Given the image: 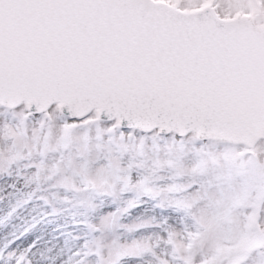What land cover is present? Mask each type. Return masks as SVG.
<instances>
[{"label":"rangeland","instance_id":"1","mask_svg":"<svg viewBox=\"0 0 264 264\" xmlns=\"http://www.w3.org/2000/svg\"><path fill=\"white\" fill-rule=\"evenodd\" d=\"M163 1L264 28V0ZM24 113L0 104V264H264V123L244 146Z\"/></svg>","mask_w":264,"mask_h":264},{"label":"water","instance_id":"2","mask_svg":"<svg viewBox=\"0 0 264 264\" xmlns=\"http://www.w3.org/2000/svg\"><path fill=\"white\" fill-rule=\"evenodd\" d=\"M0 99L122 126L251 143L264 30L150 0H0Z\"/></svg>","mask_w":264,"mask_h":264},{"label":"bare ground","instance_id":"3","mask_svg":"<svg viewBox=\"0 0 264 264\" xmlns=\"http://www.w3.org/2000/svg\"><path fill=\"white\" fill-rule=\"evenodd\" d=\"M15 221L18 223L20 221L16 220ZM41 230V228H39ZM3 234L2 232L0 233V246H1V243L3 242ZM35 244V243H34ZM37 244V252L42 249L43 252L47 255V256H52V259L55 258V260L57 261H60V263L62 262V255H63V251H56L54 250L53 248L49 247V246H44L43 243H36ZM46 249H48V251H46ZM37 259V258H36ZM2 264H5V263H2ZM38 264V263H37ZM53 264V263H51Z\"/></svg>","mask_w":264,"mask_h":264}]
</instances>
